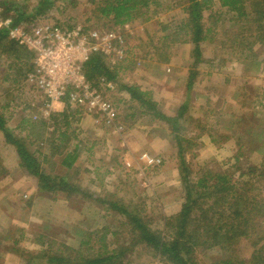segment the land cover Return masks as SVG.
<instances>
[{
    "label": "rangeland",
    "instance_id": "obj_1",
    "mask_svg": "<svg viewBox=\"0 0 264 264\" xmlns=\"http://www.w3.org/2000/svg\"><path fill=\"white\" fill-rule=\"evenodd\" d=\"M97 1L101 0H46L43 4L40 0H0V16L13 7L11 3L26 7V15L36 13L40 6L44 13L36 19L67 28L81 25L114 32L123 39L125 51L122 58L116 55L105 58L104 74L108 78L113 74L115 78L107 80L102 75L111 88H99L114 110V124L123 127L120 134L112 131L108 134L100 117H91L70 105L66 120L59 116L55 122H49L52 114L66 109L65 105L46 107L42 91L29 82L27 74L25 77L27 68L0 52V115L4 127L13 137L22 138L26 133L19 127L21 121H28V124L43 121L49 124L44 133L48 139L53 124L62 128L63 121L68 123L70 141L65 151L69 152L76 145L79 147L71 177L78 183L80 194H84L66 199L65 194L40 193L37 180L18 168L15 150L5 143L0 133V264H24L19 253L13 254L10 249L36 254L42 249L39 242L36 243L37 234L45 236L44 247L48 241H53L52 251L65 245L78 250L82 258L123 252L120 259L123 264H164L158 254L153 256L139 241L140 237L133 234L127 217L109 206L117 202V206L139 213L150 230L159 233L163 241L170 240L177 232V223L173 221L168 225V222L181 211L182 178L186 174L195 191L203 192L195 184L210 170L224 172L234 191L252 200L253 204L264 198V154L252 151L256 146H264V125L261 124L264 118V47L254 43L257 25L253 23L248 33L242 32L246 42L253 44L256 56L237 61L239 58L221 49L220 42L228 36L232 39L241 36L239 27L243 23L228 29L230 16L225 14L226 9L219 6L218 0H212L203 21L209 27L211 21L220 17L216 21L218 27L214 30L216 34L209 36L213 38L200 44V57L196 61L192 45L185 42L183 34L175 36L172 32L183 17L178 0H156L158 6L150 4L145 15L149 18L147 21L137 18L122 26L114 25L110 17H100L95 9ZM209 14L212 16L208 17ZM168 33L171 37L164 42L162 38ZM125 85L145 92L147 109L151 111L150 105L154 104V111L166 118H175L178 109L185 105L178 124L180 130L172 132L168 123L153 120L150 111L131 100L130 94L123 89ZM75 111L79 113L74 114ZM239 118L245 120L244 123L229 129V123ZM247 126L252 130L246 134ZM210 134L218 141L217 146L207 142ZM220 136L230 138L222 142ZM121 137L137 144V150L130 149L131 156L136 157L135 162H128V167L127 162L122 161L124 153L121 150L126 142ZM94 141L97 142L94 144ZM236 143L242 146L244 153L238 164L234 160L238 153ZM27 148L49 174L63 172L58 164L52 166L49 161H43V157L50 156L49 145H27ZM143 154L160 163L146 166L140 160ZM59 159L53 155L50 160ZM248 169L256 174L242 176L241 173H247ZM224 193L229 195L231 191ZM231 203H235V199ZM240 206L244 210L243 205ZM216 217L223 223L228 219L223 215ZM6 235L9 238L6 239ZM101 236H104L103 241L98 240ZM14 239L18 240L16 245L12 244ZM88 239L89 243L85 244ZM133 240L136 241L132 244ZM193 247L192 256L199 264H212L227 256L217 250ZM231 253L246 262L249 257L246 241ZM73 258L76 259L73 264L78 263L80 258L76 255Z\"/></svg>",
    "mask_w": 264,
    "mask_h": 264
},
{
    "label": "trees",
    "instance_id": "obj_2",
    "mask_svg": "<svg viewBox=\"0 0 264 264\" xmlns=\"http://www.w3.org/2000/svg\"><path fill=\"white\" fill-rule=\"evenodd\" d=\"M29 1V0H23ZM46 0H40L41 4ZM212 0H178L181 5L182 18L172 31L175 36L178 34H183L185 37V42L192 45V49L195 56V60H199V49L200 44L208 39H211L216 33L214 30L218 27L217 22L219 18L215 21L210 22V26L204 24V12L210 9ZM221 8H225V14L230 16L229 27L232 29L238 24L243 25L239 27L241 36L225 37L224 41H221V49H223L226 54L239 58L237 61L248 59V57H255L256 55L252 51V45L246 42V37L242 36V32L245 30L249 32L252 24L257 25V31H255V44L264 47V0H218L217 1ZM150 4L158 6L156 0H101L95 3V9L98 11V15L103 18H111L113 24L122 26L124 24H130L137 18H145L147 21L149 18L145 15L148 14ZM13 7H9L1 17L7 18L11 17L17 23H24L28 25L35 24L36 16L41 15L42 12L40 6L36 9V13L26 15V7L17 6L13 3L10 4ZM247 5V9H246ZM11 12V13H10ZM15 15H12L14 13ZM11 14V15H10ZM222 14V13H221ZM224 14V15H225ZM212 15H208L211 17ZM36 19V20H35ZM35 20V21H34ZM217 21V22H216ZM224 30L225 33H228ZM165 30V29H164ZM169 32V30H168ZM171 33L165 35L162 40L169 39ZM225 36V35H224ZM219 43V44H220ZM0 52L6 55L7 58L12 59L16 64H20L27 69L25 72L28 75L32 71V61L33 54L25 47L18 46L15 42L8 39L5 31H0ZM105 57L101 55L94 54L91 55L83 64V72L86 79L93 85H97V81L105 75L106 62ZM106 76V75H105ZM107 77V76H106ZM111 80L115 78V75L109 74ZM189 87V86H188ZM126 92L130 94L131 100H134L139 104V107H144V109L149 108L145 104L144 99L147 97L145 92L139 91L134 86L125 85L123 87ZM64 108H66L62 113H55L50 116V121L56 120L57 117L62 116L63 120H66L69 105L66 101H63ZM146 107V108H145ZM154 104L150 105V117L153 120L164 121L169 124L172 132H176L178 129V124L183 118L185 112V105L181 106L176 113L175 118H166L163 115L155 112ZM79 112H83L80 109H76ZM72 113V111H70ZM79 112H74L78 114ZM147 114V113H145ZM256 115V113H255ZM239 118L233 120L229 123V129L237 128L244 123L245 120ZM247 123V119H246ZM245 123V124H246ZM254 123L251 121V126ZM264 125V118L261 122ZM4 121L0 115V133L5 140L7 145H10L15 150V154L19 160L18 168L25 171L28 175L32 176L37 180V187L40 193H46L50 195L55 194H65L66 199L73 196H84L80 194V187L77 182H73L71 177V172L75 169V164L78 158L77 151L78 145L74 146L69 152H66L68 143L70 141V136L68 135L69 124L64 123L62 128H58L59 124H53L52 133H50L48 139H45V130L49 125L47 123L36 122L28 124V121H21L20 129L26 133L22 138L13 137L12 133L4 127ZM251 126L247 128L246 134L251 132ZM18 127V128H19ZM178 129L177 131H179ZM209 138L213 145L217 146L218 141L213 138L210 134ZM222 142H226L230 137L220 136ZM264 140V139H263ZM180 142V141H179ZM35 144L49 145L50 156L43 157L45 163L49 161L50 165L54 166L58 164L63 172L51 175L47 172L43 165H41L36 159L35 155L27 148L28 146ZM237 144L238 153L234 157L236 164L243 157L241 148L242 146ZM180 147V144H178ZM88 149V151H90ZM257 154H264V146H256L252 150ZM60 157L59 161L50 160L52 156ZM180 164H184V160H180ZM249 170V169H248ZM254 170H249L242 176H254ZM187 175L182 178L183 182V204L181 211L174 218H170L168 225L172 222L177 223L174 236L167 241H163L159 233L152 231L148 228L140 218V214H135L134 212H129L126 208L122 206H117V202L111 203L109 206L114 212H119L120 214L127 217L129 220L131 231L140 237L144 245L151 252L153 256H160V261L164 264H199L197 259L192 256L191 247H197L203 250H217V252H222L226 254V257H221L219 261L212 264H264V198L259 199V202L248 201L244 197H241L234 190V186L230 185V179L222 172H213L207 170V172L202 176V178L197 180L195 187L203 189V192L195 191L190 185V180H187ZM210 182V183H209ZM228 185V186H226ZM208 190V191H206ZM230 190L231 193L226 195L224 192ZM238 196H236V194ZM235 199V203H231V200ZM54 198H51V202H54ZM203 200V201H202ZM244 210L240 209L241 206ZM240 206V208H239ZM240 210V211H239ZM216 215L226 216L228 219L223 223L219 217ZM20 231V230H19ZM172 236V235H171ZM186 236V237H185ZM38 243L42 249L36 254L30 252L20 251V249L15 250L10 249L15 254L18 252L20 257L23 259L24 264H73L76 260L73 257L76 255L80 258L78 263L74 264H123L120 261L123 252L111 255H100L96 257H79L78 250H74L65 245H59L58 248L52 251L51 243L48 240L45 247V236L37 234L36 235ZM9 236L6 235V239ZM98 240L103 241L104 236H101ZM136 240H133V244ZM242 241H246L249 249V257L246 262L239 260V256L231 253L237 245L241 244ZM18 243L17 239L12 240V244L16 245ZM89 243V239L85 244ZM193 245V246H191ZM193 247V248H194ZM226 252H229L226 253ZM113 253V252H112Z\"/></svg>",
    "mask_w": 264,
    "mask_h": 264
},
{
    "label": "built area",
    "instance_id": "obj_3",
    "mask_svg": "<svg viewBox=\"0 0 264 264\" xmlns=\"http://www.w3.org/2000/svg\"><path fill=\"white\" fill-rule=\"evenodd\" d=\"M0 31H5L9 40L33 54L32 71L27 77L42 91L46 107L66 101L71 107L91 117H100L113 133L122 132L123 127L114 124L112 106L99 89L104 86L110 89V84L100 78L95 86L83 72V64L91 55L123 57V39L119 35L111 31L87 29L81 25L67 28L38 19L27 27L11 17L1 16ZM140 160L146 166L160 163V160L147 154H143Z\"/></svg>",
    "mask_w": 264,
    "mask_h": 264
},
{
    "label": "crops",
    "instance_id": "obj_4",
    "mask_svg": "<svg viewBox=\"0 0 264 264\" xmlns=\"http://www.w3.org/2000/svg\"><path fill=\"white\" fill-rule=\"evenodd\" d=\"M94 126V125H93ZM92 129H94L93 127H92ZM101 130H103V129H101ZM106 131H107V133L109 134V131H111V129H105ZM104 131V130H103ZM92 132H94V131H92ZM111 133V132H110ZM126 133H124L122 136H124ZM93 136H95V135H93ZM111 136V135H110ZM146 137V136H145ZM139 138V137H138ZM141 139V138H140ZM121 140H124V143H125V145H124V150H121V152L122 153H124V157H123V160L122 161H126L127 163L128 162H131V163H133V162H135V161H133L134 160V158L136 157V155H134V156H131L132 154H130V149L131 150H137L136 149V146H137V144L136 143H133V142H131V141H128V139H124L123 137H121ZM97 141H94V144L96 143ZM207 142L211 145V139L210 138H208L207 139ZM91 145H93V143H92V141H91ZM105 145V144H104ZM105 148H108V145H106V147ZM91 151V150H90ZM89 151V152H90ZM141 152H143V151H140L139 153H141ZM95 154H96V152H94L92 155H94L95 156ZM116 159H118L117 157H115ZM119 160V159H118ZM124 161V162H125ZM153 172V171H152ZM1 252V251H0ZM2 253H0V255H1ZM13 254H15V253H13Z\"/></svg>",
    "mask_w": 264,
    "mask_h": 264
}]
</instances>
